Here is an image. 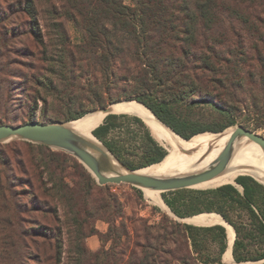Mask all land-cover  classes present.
<instances>
[{
	"label": "trees",
	"instance_id": "1",
	"mask_svg": "<svg viewBox=\"0 0 264 264\" xmlns=\"http://www.w3.org/2000/svg\"><path fill=\"white\" fill-rule=\"evenodd\" d=\"M69 23L78 33L76 43ZM26 42L37 50L45 73L30 75L18 88L26 91L27 107L40 102L48 115L56 106L54 121L77 120L90 107L135 100L185 139L222 132L238 120L264 125V0H133L132 6L122 0H0V89L16 76L4 52L13 46L26 51ZM92 134L130 170L167 154L135 115L109 114ZM47 155L43 170L53 186L42 193L57 222L67 208L68 241L64 250L60 237L51 242L32 227L25 248H33L38 264L47 258L52 264H198L210 240L218 243L214 263L222 264L225 228L179 220L213 212L233 228L236 262L264 259V247L251 251L241 232L246 212L264 241V206L258 211L252 206L256 190L264 202V186L251 176L232 180L242 192L230 183L163 192V202L179 219L158 211L160 221L149 224L128 216L109 186L99 185L75 158L62 151ZM97 220L107 223L105 233L95 228ZM92 235L101 241L96 251L86 243ZM13 247L8 264H22L21 246Z\"/></svg>",
	"mask_w": 264,
	"mask_h": 264
},
{
	"label": "rangeland",
	"instance_id": "2",
	"mask_svg": "<svg viewBox=\"0 0 264 264\" xmlns=\"http://www.w3.org/2000/svg\"><path fill=\"white\" fill-rule=\"evenodd\" d=\"M122 2L127 6L133 5V0H122ZM16 25L22 28L24 22L18 21ZM68 29L72 41L74 43L78 42V33L71 23L68 24ZM21 32L23 33L22 30ZM23 37L24 36L22 35L21 39H23ZM26 43L30 46L26 51L16 50V46H13L11 51L4 52V56L6 58L8 57L10 69H12L16 76H9V79L5 81V85L0 89V125L7 123L20 124L29 119H35L41 122L54 121L52 115L56 111V106H50V112L48 115L43 114L40 102H38L37 108H34V106L27 107L24 104L26 91H21L18 88V86L24 85H22V83H24V80L28 79L30 75L37 76L38 74L45 73V71L41 69L44 63L38 60L37 50L34 49L30 42ZM16 45L19 44L17 43ZM27 93L31 97L33 96V92L28 91ZM93 109H96V107L89 108V110ZM126 114L134 115L131 113ZM254 123V120H238L236 125L230 127L244 125L264 136V125L256 128ZM92 138L94 139V137ZM49 150L58 151L45 145L19 139H11L0 143V264L9 263V258L15 251L13 244H19L21 246L19 254H22L21 256H23L22 264H38L35 260V252L33 248H25L26 245L29 246L30 239L33 237L30 235L32 227H37L38 230L47 233V237L51 242H54L55 238L60 237L61 241H63V249L67 250L68 240L65 234L67 233V218H69V215H67L68 213L66 212L67 208L64 207V209L62 208L64 212H59L61 219L57 222L55 220L56 215L54 216L53 213V205H48V202H45L47 201V197L42 193L43 187L50 189L53 186V178L43 170V163L49 159V157H46L48 156L47 153ZM167 155L168 151L166 156ZM166 156L162 160H164ZM130 160L137 163L136 157H130ZM162 160L160 162H162ZM160 162L149 166H154ZM222 173L225 174V170H223ZM245 174L246 173L233 174L227 182H231L235 177L237 178ZM227 182L214 185L218 186L226 184ZM106 186H109L111 192L118 196L123 203L128 216L147 219L149 224L158 223L160 221L161 215L158 211L164 212L170 217H175L167 206H162L160 201L156 198L145 196L144 191L140 188L130 184H107ZM198 186L213 187V185ZM235 186L242 192V187L238 183ZM162 193L163 192L158 191V198L163 202ZM253 196V201L256 205L254 204L252 206L258 211L257 206L263 208L264 202L258 190L254 191ZM243 215L244 221L242 223L244 228H242L241 232L242 236H245L244 241L250 244L251 251L262 250L264 247V241L260 235H258L255 223L247 218L246 212H243ZM175 219L179 218L175 217ZM180 221L189 223L186 220V222L184 220ZM98 222L99 220L94 222L96 229H98ZM127 224L129 223L127 222ZM57 228L62 232V235L58 234L56 230ZM248 233H251L250 237H246ZM235 237H233L234 240ZM234 240L231 245V252ZM105 247L108 248L109 243H107ZM226 247H228V245ZM217 255L218 243L216 240H210L208 244V252L204 251L200 254V262H198V264H216L214 263V259L216 260ZM207 257H209V260L205 261ZM47 259L46 262L43 261L45 262L44 264H52V260L47 261ZM64 262L66 263L67 259L63 256L62 263ZM221 262L222 264H264V259L260 261L238 263L233 258L231 262Z\"/></svg>",
	"mask_w": 264,
	"mask_h": 264
},
{
	"label": "bare ground",
	"instance_id": "3",
	"mask_svg": "<svg viewBox=\"0 0 264 264\" xmlns=\"http://www.w3.org/2000/svg\"><path fill=\"white\" fill-rule=\"evenodd\" d=\"M111 110L116 114L131 113L137 115L149 128L151 134L157 140V142L162 147H164L165 150L168 151V155L166 156V158L159 164H156L154 166H146L138 169L137 171L139 174L151 175L155 177L183 176L208 169L213 165L216 157L222 151L223 147L230 138L231 133L235 129V127H229L222 132L212 134L210 136L189 138L184 141L178 135H176V133H174L167 125L161 122L152 112L150 113L135 101L113 104L111 105ZM105 116L107 115L102 111H94L92 113L84 115L77 120L67 122L69 123L71 128L81 136L87 138L96 145L101 146V142L93 136L92 131L102 123L101 121H103V118ZM98 123L100 124L97 125ZM91 135L94 137V139ZM107 155L113 165V172H124V169H121L119 163L114 160L110 156V154ZM224 170L226 172L225 174H223L222 171L220 174L216 175L210 180L197 184L195 188H214L211 186L198 185L215 186L214 184L225 183L229 181L230 176L237 173H246L245 175L254 177L257 181L264 185V151L257 144L248 140L247 137H240L233 143L232 154ZM143 191L145 196L156 198L157 200L161 201L158 198V191L150 189H143ZM214 215L218 216L220 220L224 221L220 218L219 215ZM187 218L185 219L186 221ZM204 218V216H199L198 218H195L193 220L196 222H200L201 220H204ZM203 222L204 224L193 222L189 223L194 225H210L216 223L208 222V218H206ZM218 224L221 225L220 223Z\"/></svg>",
	"mask_w": 264,
	"mask_h": 264
},
{
	"label": "water",
	"instance_id": "4",
	"mask_svg": "<svg viewBox=\"0 0 264 264\" xmlns=\"http://www.w3.org/2000/svg\"><path fill=\"white\" fill-rule=\"evenodd\" d=\"M129 101L135 100H121L108 104L107 106L90 110L86 114L94 111H102L106 115L116 114L112 112L111 105ZM135 102L146 107L138 101ZM178 136L184 141L187 140L180 135ZM240 137H247L248 140L257 144L264 151V136L243 125H237L222 151L216 157L213 165L208 169L183 176L155 177L151 175L139 174L137 172L138 169L130 170L124 167L102 143L101 146H98L87 138L81 136L71 128L67 121L40 122L33 119L21 124L0 125V143L11 139H19L62 151L74 157L79 163H81L92 174L99 185L130 184L140 188L142 191L143 189H150L159 192H168L187 188L193 189L197 184L210 180L220 174L230 160L234 141ZM107 154H110V156L119 163L121 169H124V172H113V165ZM252 178L256 180L254 177ZM257 182L260 183L259 181ZM230 184L236 185L237 183L234 181V183ZM185 219L186 218L180 220L185 221Z\"/></svg>",
	"mask_w": 264,
	"mask_h": 264
},
{
	"label": "crops",
	"instance_id": "5",
	"mask_svg": "<svg viewBox=\"0 0 264 264\" xmlns=\"http://www.w3.org/2000/svg\"><path fill=\"white\" fill-rule=\"evenodd\" d=\"M160 204H162V206H164V207L166 206L165 203H163L162 201H160ZM213 214H215V213H213ZM199 216H201V217L204 216L205 217L204 220L206 218H208V222H216V223H213V224L220 223L221 225L224 226V228L226 230V239H227V245H228V247H227V250H226L225 254L221 258V261H224L226 263L231 262L233 260L232 252H231V245H232V242L234 240L233 237H235V234L233 233L232 226L229 225L228 223L220 220L219 217L216 216V215H212V214H201ZM199 216L189 217V218H187V221L193 222V223H202V224H204V222H203L204 220H201L200 222H196V221L193 220L195 218H198ZM208 222H206V223H208ZM97 224H99V225H97V227H98V230L101 233H105L107 231V228H108L107 223L99 220V222ZM205 226H207V225H205ZM86 243H87L88 248L90 250H92V251H96V250H98L101 247V241L99 240V238L96 235L89 236L86 239Z\"/></svg>",
	"mask_w": 264,
	"mask_h": 264
}]
</instances>
